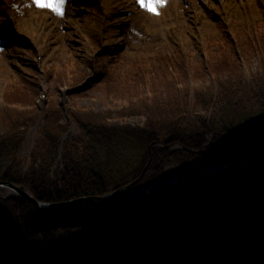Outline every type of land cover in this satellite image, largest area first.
<instances>
[{
    "label": "trees",
    "instance_id": "obj_1",
    "mask_svg": "<svg viewBox=\"0 0 264 264\" xmlns=\"http://www.w3.org/2000/svg\"><path fill=\"white\" fill-rule=\"evenodd\" d=\"M256 36L259 38L256 45H249L258 56L255 73L247 68L248 76L244 75L234 52H222L216 62L208 63L210 75L204 66L190 68V72L198 71L204 76H201L202 84L193 88L191 97L186 71L180 62V82L185 92L179 98L171 78L156 82L149 94L142 91L137 80L123 89H112H125L128 100L133 98L134 90L142 92L141 108L133 110L130 103V109L118 110V118L124 119L129 114L143 116L145 120L140 125L110 124L108 116L115 111L78 113L69 109L78 131L68 133L60 152L68 122H64L63 111L57 103L50 105L24 170L26 157L22 147L38 112L32 98L37 97L39 85L34 84L30 98L23 94L12 97L28 100L24 110L9 108V105L0 107V180L27 189L38 201L55 203L100 196L124 187L146 166L152 144L151 161L139 182L141 185L160 179L168 170L169 162L188 172L234 157L251 164L262 162L264 32ZM175 146L200 151L191 153ZM188 186L176 197L169 193L170 188H159L156 192L162 195L158 208L149 207L142 200L134 219L108 224L119 228L124 246L129 233L136 229L143 236L152 237L156 224L167 223L168 229L174 231L177 218L190 229L192 221L185 211L188 195L192 196V202L199 204L197 214L207 223L209 214L223 213L230 199L236 200L241 208L246 204L252 206L253 199H264V168L249 173L228 171L219 177L189 181ZM89 207L88 203H81L66 208L64 214L71 221L87 222ZM57 212L61 211L38 217L36 208L23 198H0V264H99L110 258L122 261L125 251L121 246L91 238L93 229L87 223L70 229L54 226ZM57 230L63 231L69 242L54 244L53 235ZM36 239L41 242L34 244Z\"/></svg>",
    "mask_w": 264,
    "mask_h": 264
},
{
    "label": "rangeland",
    "instance_id": "obj_2",
    "mask_svg": "<svg viewBox=\"0 0 264 264\" xmlns=\"http://www.w3.org/2000/svg\"><path fill=\"white\" fill-rule=\"evenodd\" d=\"M41 2L54 4L57 0ZM155 2L143 0L147 4ZM162 5L153 12L143 7L141 0H63L62 14H57L48 7H37L34 0H0V105L24 110L28 100L12 97L23 94L30 98L31 87L39 84L38 95L32 98L38 109L43 104L47 108L55 103L60 109L63 106L73 133L78 130L68 114L69 109L78 113L115 111L108 116L110 124L140 125L145 120L143 116L129 114L124 119L118 118V110L130 109V103L133 110L141 108V91L134 90L133 98L128 100L125 89H112H123L137 80L140 88L149 94L156 82L171 78L179 98L185 90L180 82L181 68L174 61L182 64L180 57L183 54L182 58L188 64L185 66V78L192 80L194 87L200 86L201 76H204L198 71L190 72L189 67H200L206 61L214 63L222 52H229L230 44L224 37L225 32L231 36L236 34V38L239 33L237 40L241 57L254 68L258 57L249 45L255 46L252 41L257 43L259 38L256 35L264 32V0H162ZM63 120L67 122L65 117ZM29 147V143L24 145L23 152H28ZM125 205L124 215L132 214L133 201ZM189 208V213L197 212L199 204ZM90 211L88 225L91 229L107 227L105 222L120 214L117 204L92 207ZM63 213L57 214L56 227L70 225L69 218ZM227 214L229 219L239 221L237 229L244 237L250 231L244 219L249 220L253 225V242H262L259 250L264 251V201L253 199L252 208L244 214L234 205ZM191 218L194 234L203 236L198 241L200 252L191 250L187 254L185 251V261L179 260L183 243L180 229L183 226L178 222L179 227L172 236L167 228L158 230L160 236H156L160 240L154 241L165 248L164 252L155 250L148 253L147 246L152 241L142 242L139 238L138 247L147 253L143 255L144 264H225L223 257L221 260L215 256L206 258L202 252L211 243L214 233L223 227L221 221L226 220L217 219L210 213L208 233L204 230L208 229L206 223L200 224L199 217ZM229 230L233 231L231 226ZM136 233L140 235L138 230ZM62 234L56 231L54 244L69 242ZM95 235L108 239L112 234L92 233L91 237ZM215 238L218 242V237ZM33 241L41 242L40 239ZM234 247L237 248V244ZM243 254L250 257L238 258L233 264H249L254 255L252 247L248 245ZM151 257L154 258L152 262ZM141 258L139 252L133 264Z\"/></svg>",
    "mask_w": 264,
    "mask_h": 264
},
{
    "label": "water",
    "instance_id": "obj_3",
    "mask_svg": "<svg viewBox=\"0 0 264 264\" xmlns=\"http://www.w3.org/2000/svg\"><path fill=\"white\" fill-rule=\"evenodd\" d=\"M263 167H264V161L259 163V164H256V165H251V164L244 163L243 161H241L239 159H234L233 161L226 163V164H217V165L206 166V167L202 168L197 173L180 175L179 177L175 178L174 181L175 182H184L186 180H191V179H196V178H201V177H208V176L216 175V174H218L222 171H225V170L249 172V171L257 170V169H260ZM140 178H141V176L137 180H135L134 182L127 185L125 188L118 190L116 192H113L109 195L94 196V197H82V198L74 199V200H71L68 202L56 203V204H44V203L37 202L31 196L30 193H28L27 191L22 190L19 187L15 186L13 184H10V183L0 181V190L1 189L9 190V193L7 194V196H10V195L21 196L24 199L28 200L29 202L33 203L38 208V210L40 212H44V211H50L51 209H59L61 207L72 206V205L80 203V202H89V203H92L95 205H100V204H105V203H109V202H115L116 203V202L122 201L124 199H138L140 197H147L148 199H153L152 194L156 188L164 186V185H168L167 184L168 178L165 177V178L157 181L156 183H154L148 187H144V188L139 189L138 195L135 197H128L127 195L122 194L119 197L113 198L115 194H117L121 191H129L131 186L136 184Z\"/></svg>",
    "mask_w": 264,
    "mask_h": 264
},
{
    "label": "snow or ice",
    "instance_id": "obj_4",
    "mask_svg": "<svg viewBox=\"0 0 264 264\" xmlns=\"http://www.w3.org/2000/svg\"><path fill=\"white\" fill-rule=\"evenodd\" d=\"M141 2L143 7L153 12L155 11L156 7L163 6L162 0H156L155 4L143 3V0H141ZM34 3L37 7H48L57 14H62L63 0H57V2L54 4L42 3L41 0H34Z\"/></svg>",
    "mask_w": 264,
    "mask_h": 264
}]
</instances>
